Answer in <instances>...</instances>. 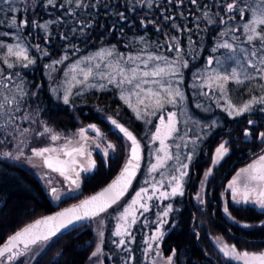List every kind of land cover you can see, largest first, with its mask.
I'll list each match as a JSON object with an SVG mask.
<instances>
[{
    "label": "trees",
    "instance_id": "obj_1",
    "mask_svg": "<svg viewBox=\"0 0 264 264\" xmlns=\"http://www.w3.org/2000/svg\"><path fill=\"white\" fill-rule=\"evenodd\" d=\"M38 3L35 16H28L25 19L27 26L17 31L10 25L13 19L18 27L24 21L18 9L19 0H0V33H8L7 36L0 35V43L11 45L22 34L30 38V43L39 45L38 52L30 50L29 55L35 62L27 67L10 57L8 59L14 66L9 68L4 60L6 49L0 48V78L14 77V83L20 86L23 94L27 92L29 101L37 106L41 119L47 124L69 132L90 123L98 124L110 138L120 143L121 149V137L110 130L102 115L115 116L137 137L143 128L142 122L123 103L116 89L76 94L71 97L69 104L58 102L51 88L67 65L102 47L123 54H171L169 47L177 41L179 48L193 47L196 58L201 50L202 60L220 28L217 20L210 24L208 19L215 13L216 0H81L80 7L76 6V0L71 3L68 0H54L55 6L49 4L48 0H38ZM34 19L36 22L33 24ZM45 24L47 30L36 26ZM61 59L64 61L56 65L57 78L49 81L44 74V67L51 61ZM10 82L7 79L4 87L8 88ZM233 88L234 85L230 89ZM237 89L245 95L244 100L256 97L262 91L258 92L255 86L250 91L246 86ZM229 129L230 132H223L220 136L227 140L228 151L213 167V173L207 180L206 202L203 206H197L192 194L205 170L210 167L213 149L219 144V138H215L205 148L195 163V177L188 194L173 218L176 220L172 230L161 241L162 256H173L175 264H238L221 256L212 237L223 238L238 251H264V211L250 205H234L229 197L224 199L221 194L226 182L242 167L244 161L251 154L264 149V140L258 135L264 132V120L252 118L247 121L245 118L230 123ZM246 129L251 133L248 139L244 135ZM124 156L123 149L119 157L105 163L97 155L98 169L84 179L81 193L62 200L58 206L53 204L40 181L30 171L0 158V247L34 221L76 204L106 186L118 174ZM139 177L140 174L130 192ZM114 207L104 215L112 212ZM225 207L228 213L224 212ZM90 225L89 221L50 240L32 264H89L96 243ZM134 246L140 247L138 243ZM134 252L136 264H145L141 253L137 249ZM16 264L26 263L19 261ZM105 264L111 263L106 261Z\"/></svg>",
    "mask_w": 264,
    "mask_h": 264
},
{
    "label": "rangeland",
    "instance_id": "obj_2",
    "mask_svg": "<svg viewBox=\"0 0 264 264\" xmlns=\"http://www.w3.org/2000/svg\"><path fill=\"white\" fill-rule=\"evenodd\" d=\"M216 1L215 13L210 16L211 21L209 20V23H215L217 20V26L220 27L218 31L219 34L214 39L212 46L203 54L202 60L200 59L201 50L198 58H196L193 55V47H189L188 49L180 48L179 53L174 49L171 50V54L155 52L123 54L116 53L111 48L102 47L69 63L63 70L59 80L54 82L51 88L53 95L56 96V100L60 103H64L66 90L70 91L69 103L71 97L74 95L89 91L116 89L118 96L121 98L120 88L113 84H109L107 81V76L116 72L117 61L120 59L121 55L124 61H127V57L129 56L135 57L137 55L143 60L147 58L148 54L165 56L169 61L179 60L173 67L179 68L180 76L172 77L171 79L173 81L172 86L174 88H179L182 92L183 100L177 97L175 105L166 103L160 110L154 111L152 108H149L148 111L151 112V115H145L144 107L141 105V118L138 119L137 113L133 110V107H129V105L121 99L133 113L135 118L143 124V128L138 135L143 151L141 167L138 173L140 177L132 192H130V189L125 198L114 207L112 212H109L107 215L103 213L90 220V228L96 238L93 253L97 254L95 256L92 254L89 264H105L106 261H109L111 264H136L135 252L133 253L134 249H137L141 253L143 263L145 264H168V257L162 256L160 251L161 241L172 230V226H174L176 219L173 218L181 209L183 199L188 194L190 184L195 177L194 165L201 153L205 148L207 149L211 145V142L215 138L220 139L218 140L219 144L215 145L213 149L210 167L205 170L203 178L196 184L197 188L195 189V193L192 194L193 202L197 206H203L206 202L207 180L212 175L211 171L213 167H215L227 154L226 152L223 155H218L217 149L221 144H224L228 151L227 140L220 136L223 132L228 133L231 131L229 129V124L235 121H241L245 118L247 121L252 118L264 120V105L261 104H253L252 108L243 115H229L231 111L229 104L234 107H240L253 98L244 100L245 95L239 93V89L237 88L246 86L250 91L252 86H255L258 92L262 90L261 94L256 96V98H259L264 96V89H262L264 88L262 87L264 86V79L260 78L261 73L256 72L249 63V61L258 63L261 53L252 57L250 52L248 55L242 52V49L251 50L254 47V45L248 43V33L245 32L243 27L248 16L245 15L244 19H241L238 12L229 13L226 9V4L232 2V0ZM19 2L20 6L18 9L22 12L24 21L28 24L25 19L30 15L35 16V9H37L39 4L38 0H19ZM235 3L238 7H242L245 10L249 8V5L259 7L258 0H235ZM229 17H232V19ZM221 18L224 20L223 23L221 22ZM32 22L34 24L36 19ZM221 33L224 34L221 35ZM28 35L31 36V34ZM17 37H22V39L18 41ZM17 37L11 45L19 42L26 45L29 52L33 49L38 52L36 45L30 43V38L27 35L21 34V36ZM221 42H228L232 45V49H225L223 47L216 49V45ZM109 52L112 53L111 56L108 55ZM98 53H102V55H98ZM229 57H233V59H229ZM88 58L92 59L89 60ZM210 59L213 61L211 65L208 64ZM217 60L221 61V64L218 65L216 63ZM56 61L63 62L64 59ZM56 61H51L44 67V74L49 81H53L57 78L56 73L58 68L56 65L60 63H54ZM185 61L188 64L186 68L182 66ZM136 64L140 65L141 71L144 70L143 63H141L140 60L131 63V66L135 67ZM97 65H99V67H97ZM74 66L75 71L72 70ZM121 66H123V63ZM89 68L92 69L93 75L89 77L87 82H84L81 69L87 71ZM233 69L237 71L239 79L242 80L243 83L237 84L230 80L225 85V92L223 94H221L219 90H211L204 86L207 75H214L217 71L220 72L221 75H224L230 73ZM65 73H68V75L65 76ZM245 74H250L252 78H246ZM102 75L103 78H101ZM10 77L11 76L0 78V105H2V107H0V158L20 165L30 171L40 181L48 197L55 206H58L62 200L76 197L81 193V186L84 179L98 169L97 155L101 156L104 162L107 163L109 159L119 157V154L124 149L125 156L121 165L123 167L129 154L130 144L112 124V120L118 122L115 116L110 114L102 115L110 130L115 131L116 134L121 137L122 149L120 143L110 138L103 127L98 124L90 123L83 125L75 131L70 132L56 129L52 125L47 124L41 119L40 110L37 106L29 101L27 92L23 94L20 90V86L14 83V77ZM73 77H75V79H73ZM7 79H10L11 82L8 88H5L4 86ZM116 79H119V77L117 76ZM220 83H222V81ZM89 84H95L96 87H89ZM101 84L105 85V87L100 88L99 85ZM233 85L234 88L231 90L230 88L233 87ZM149 86L150 85H145L146 88ZM124 94L127 95V92ZM132 103L135 107V97H132ZM169 113H176L177 128V131L172 134V137L165 140V151L171 159H166L164 161V166L158 167L157 170L153 172L151 168L158 163V157L164 156V152L160 151V141L154 139V136L158 127L161 128L163 133L164 128L160 120L163 118L165 122H167ZM25 117H27V119ZM90 126H95V128L99 130L100 135H97V132L93 131V128ZM45 128L51 129V132L46 133L44 131ZM81 130H83L86 139L80 136ZM52 135H57L59 138L53 141L51 139ZM248 138L247 136L246 139ZM69 141H71V143H69ZM109 143L114 147L108 148L107 145ZM65 145H67L66 151H71L73 148L79 147H83L84 149L83 155L74 153V158L76 160V165L74 167L76 171L79 172L78 185L71 182V179L74 178V173H68L70 179H65L64 176H61L58 172L49 170L43 162V157L34 155V149L50 147L56 148L58 151L56 153H46V156H60L71 160L72 157L65 156L63 152L59 151V149L64 148ZM5 153L8 155H5ZM249 154L250 153L247 155L249 156ZM260 156H264V149L259 153L251 154L244 161L242 167L234 173L223 187L221 193L222 198L226 199L229 197L234 205H250L264 211L258 205L251 202L247 204L237 203L233 198L232 190L229 188V184L234 178H238V174H241V170L248 168L249 165L256 162ZM89 160L94 162V167L89 166ZM184 165H187V167H184ZM173 177H176V180H173ZM177 182L181 184V191L183 194L171 195L172 188ZM154 187L156 189L155 193ZM237 187H240V185H237ZM141 189H146L147 196L152 197V199L148 200L147 196H144L142 193L144 199L140 202L147 204L149 208L148 211H144L139 205L133 206L131 204L132 200L136 197V193L140 192ZM51 190L55 191L51 193ZM161 192H168L170 195L164 198L160 196ZM169 206L171 210H169ZM125 208L134 210L136 218L134 224L130 223L132 219L131 216L127 218V223L125 220L120 219L124 214ZM164 212H167L168 215L164 216ZM172 219L173 222L171 225ZM125 228L130 235L125 234L117 236L115 234L117 229L123 232ZM160 233L163 234L160 239H151L153 236H158ZM212 238H214L213 241L218 250L222 243H226L223 238L221 241H218L217 237ZM139 239L140 241L138 242ZM50 240L40 242L25 249L23 252L16 251V255L14 256L15 259L10 260L9 256L11 255L8 253L0 258V264H16L19 261L32 264L49 245ZM121 240L124 241L123 244H120ZM137 243L140 246L139 248L134 246ZM98 247L100 248L99 252H97ZM20 253L23 254L21 255ZM219 253L227 261L243 264V261L224 256L220 250ZM172 264H175L173 256Z\"/></svg>",
    "mask_w": 264,
    "mask_h": 264
},
{
    "label": "snow or ice",
    "instance_id": "obj_3",
    "mask_svg": "<svg viewBox=\"0 0 264 264\" xmlns=\"http://www.w3.org/2000/svg\"><path fill=\"white\" fill-rule=\"evenodd\" d=\"M68 2L71 3L72 0H68ZM193 2H195V0H193ZM48 3L53 4V6H55L54 0H48ZM258 3L259 7H256L255 5H249V8L245 10L242 7H238L235 3V0H232V2L226 4V9L229 13L238 12L241 19H244L245 15L248 16V19L245 21L243 27L245 32L248 33V43L254 45V47L251 50L242 49V52L245 55H248L250 52V55L252 57H255L258 53H261L259 55L258 63H253L251 61H249V63L250 66L253 67L256 72L261 73L260 78L264 79V0H258ZM76 6H81V0H76ZM229 18L232 19V17ZM208 19L211 21L210 17ZM221 22H224L223 18H221ZM10 26L16 28L17 31H20V29L22 27L27 26V24L25 21H22L21 25L18 27L16 25L15 19H13L12 24ZM36 26L47 30V24ZM223 34L224 33H221V35ZM0 35L7 36L8 33H0ZM20 39H22V37H17L18 41ZM173 40L176 41V38L173 37ZM36 47L37 49H39V45H36ZM173 47H175L177 53L180 52L178 41L174 45L169 47V51H171ZM221 47L225 49H232V45L228 42H221L216 45V49ZM0 48L6 49V55L4 57V60L8 64L9 68H12L14 66V63L8 59L10 57H14L15 61L20 62L23 67H27L29 64L35 62L29 55L28 47L19 42L14 45H6L0 43ZM44 54L47 55L46 52H44ZM98 55H102V53H98ZM108 55L111 56L112 53L109 52ZM66 58L67 57H65V59ZM88 59L91 60L92 58ZM229 59H233V57H229ZM137 60H140L141 63H143V71L140 70L139 64H136L135 67L131 66V63H134ZM178 62V59L169 61V59L165 56L154 54H148L147 58L143 60L139 55L135 57L129 56L127 57V61H124L121 55L120 59H118L117 61L116 72L108 75L107 81L109 84H113L116 87L120 88L121 99H123L125 103L129 105V107H133V110L137 113V118L139 119L141 118V105H143L144 107V114L151 115V112L148 111L149 108H152L154 111L160 110L164 107V104L166 103L175 105L177 97L183 100L182 92L179 90V88H174L172 86L173 81L171 79L172 77L180 76L179 68L173 67V65H176ZM54 63H62V61H56ZM122 63L123 66H121ZM212 63L213 61L210 59L208 61V64L211 65ZM216 63L219 65L221 64V61L217 60ZM182 66L186 68L188 66L187 62H183ZM97 67H99V65H97ZM72 70L75 71V66ZM81 72L83 74L84 82H87L89 80V77L93 75L91 68H89L87 71L81 69ZM67 75L68 73H65V76ZM245 75L248 79L252 78L250 74ZM117 76L119 77V79H116ZM101 78H103V75ZM73 79H75V77H73ZM230 80L237 84L243 83V81L239 79L237 71L233 69L230 73H226L224 75H221L218 71L215 72L214 75H207L204 86L210 88L211 90H219L221 94H223L225 92V85ZM221 81L222 83H220ZM145 85L150 86L146 88ZM88 86L96 87L95 84H89ZM99 87L104 88L105 85L101 84L99 85ZM125 92H127V95L124 94ZM69 95L70 91L66 90V93L64 95L65 104L69 103ZM132 97H135V107L132 103ZM253 104L264 105V96H261L259 98L253 97L251 101L243 104L240 107H234L229 104V108L231 109L229 115H243L245 112H248L252 108ZM0 107H2V105H0ZM25 118L27 119V117ZM160 123L163 126L164 131L162 133L161 128L158 127L156 129L154 139H158L160 141V151L164 152V156L158 157V163L156 165H153L151 168V171L153 172H155L158 167H163L164 161L166 159H171V157L165 151V140L171 138L172 134L177 131L176 113H169L167 122H165V120L161 118ZM249 123H251V121H249ZM112 124L117 129H119V131L123 133V135L127 137L128 140L131 141L132 145L130 159L122 172V178L114 182L113 185H111L109 189H106L104 193H101L99 196H94L90 200L84 201L80 206V208L83 209L82 212L76 208L66 210L65 212L59 213L57 216H51L42 220H37L34 224L25 227L20 232L10 237L4 246L0 247V257H3L6 253H11L17 247V244H23L24 248L27 249L31 244H35L40 240L49 239V237L55 235V233L59 231L60 228L67 227L69 224H71L73 216L75 217V220L79 221L84 218H91L99 215V213L106 211V209L110 207L111 204L115 203L116 200H118L120 196L123 195L124 191L130 184L131 178L135 174V168L138 166L137 164H134L133 161L139 160L140 145L136 137L133 136L132 132H130L127 128L123 127L116 120H112ZM90 127L93 128V131L97 132V135H100L99 130L96 129L95 126ZM44 131L46 133L51 132V129L45 128ZM244 135L247 137L250 136L251 133L249 132V130L246 129ZM258 135L262 140H264V132H261ZM80 136L86 139L83 130H81ZM58 138L59 137L57 135L51 136V139L53 141L57 140ZM69 143H71V141H69ZM107 147L113 148L114 146L109 143ZM66 148L67 145H65L64 148L59 149V151L63 152L65 156L72 157L71 160H60L58 156L53 157L50 155H45L46 153H56L58 151L56 148L45 147L42 149H34L33 151L34 155L44 158V164L49 169L58 172L61 176H64L65 179H70L68 173H74V178L71 179V182L73 184L78 185L79 172H77L76 168L74 167L76 165L74 153L78 155H83L84 149L83 147H79L73 148L71 151H66ZM226 152L227 149L225 148L224 144H221L217 149L218 155H223ZM5 155L8 154L5 153ZM89 166L94 167V162L89 160ZM184 167H187V165H184ZM241 174H238V178H234L233 181L229 184V188L232 190L233 198L236 200L237 203L247 204L251 202L255 205H258L262 210H264V156H260L258 160L253 164L249 165L248 168L242 169ZM173 180H176V177H173ZM237 185H240V187H237ZM155 191L156 189L154 187V193ZM107 193L114 194L109 196L108 198H105ZM142 193L144 194V196H147V190L141 189L140 192L136 193V197L132 200L131 204L133 206L139 205V207L143 208L144 211H148L149 208L147 204L140 202L142 199H144ZM182 194L183 193L181 191V184L177 182L172 188L171 195ZM169 195L170 194L168 192L160 193V196L164 198H167ZM147 199L150 200L152 199V197L147 196ZM90 205L92 207H89ZM169 210H171L170 206ZM224 211L225 213H228V208L225 207ZM163 215L167 216L168 213L164 212ZM129 216L132 217L130 223L134 224L136 222L135 212L130 208L124 209V214L120 217V219L125 220L127 223V218ZM41 229H44V231H41ZM115 234L117 236L125 234L130 235V233H127L126 228L123 232L120 229H117ZM162 235L163 234L160 233L158 236H153L151 239L158 240L162 237ZM217 240L221 241L222 238L217 237ZM123 243L124 241L121 240L120 244ZM219 250L224 254V256L243 261V264H264V252H240L237 251L235 246H229L226 243H222ZM99 251L100 248L98 247L97 252ZM20 254L22 255L23 253ZM96 254L97 253H93V256H95ZM174 254L175 253H173V255ZM9 259H15V257L9 256ZM167 261L168 264H172V256H169L167 258Z\"/></svg>",
    "mask_w": 264,
    "mask_h": 264
},
{
    "label": "water",
    "instance_id": "obj_4",
    "mask_svg": "<svg viewBox=\"0 0 264 264\" xmlns=\"http://www.w3.org/2000/svg\"><path fill=\"white\" fill-rule=\"evenodd\" d=\"M119 124H121L123 127L127 128L130 132H132L133 136H135L136 139H137V141L139 142V145H140V148H139V160H138V161H133V163H134V164H137L138 166L135 168V174H134V176L131 178V181H130L129 186H128L127 189L124 191L123 195L120 196V198H119L118 200H116L115 203L111 204V206L108 207V208L106 209V211H108L109 209H111L112 207H114L116 204H118V203H119V202H120V201H121V200H122V199L128 194L129 190L131 189V187L133 186V184H134V182H135L136 177L138 176V173H139V170H140V167H141V162H142V154H143L142 146H141L140 141H139V139L137 138L136 134H135L131 129H129L126 125H124L123 123H119ZM116 129H117V128H116ZM117 131H118V132H119V133H120V134H121V135H122V136H123L128 142H129L130 147H129V154H128V157H127V159H126V161H125L123 167H122L121 170L118 172V174L114 177V179H113L112 181H110L106 186H104L103 188H101L100 190H98L97 192H95V193H93V194H91V195L85 197L84 199L80 200V201L77 202L76 204L70 205V206L65 207V208H63V209H60V210H58V211H56V212H54V213L48 214V215H46V216H44V217H42V218H40V219H38V220H42V219H44V218L51 217V216H57L59 213H62V212H65L66 210H70V209H74V208L79 209V210L82 212L83 209H81L80 206H81V204H82L84 201H86V200H90L92 197H94V196H99L101 193H104L105 190H106V189H109L110 186L113 185L114 182H116L118 179L122 178V172H123L124 168L126 167L127 162H128L129 159H130V155H131V147H132V145H131V141L128 140L127 137H125V136L123 135V133H121V132L119 131V129H117ZM53 157H56V156H53ZM58 157H59L60 160H69V159H65V158L60 157V156H58ZM43 162H44V158H43ZM45 166H46V165H45ZM46 167H47V166H46ZM47 168H48V167H47ZM48 169H49V168H48ZM49 170H51V169H49ZM50 192L52 193L53 190H51ZM113 194H114V193H107L106 196H105V198H108L109 196H111V195H113ZM89 207H92V206L90 205ZM106 211H103V212L99 213V215L105 213ZM99 215H97V216H99ZM97 216H95V217H97ZM95 217L84 218V219H82V220L77 221V220H75V217L73 216V217H72V223L69 224L67 227H62V228H60L59 231H57V232L55 233V235L50 236L49 239H47V240H40V241L36 242L35 244H31L28 248H30V247H32V246L38 244L39 242L48 241V240H50V239L56 238V237L62 235L63 233H66V232L70 231V230L73 229V228H76V227H78V226H80V225H82V224H84V223H87L88 221L92 220V219L95 218ZM36 221H37V220H36ZM36 221H34L33 223H31V224H29V225L34 224ZM29 225H28V226H29ZM28 226H26V227H28ZM24 228H25V227H24ZM24 228H23V229H24ZM21 230H22V229H21ZM21 230H20V231H21ZM20 231H18V232H20ZM41 231H44V229H41ZM18 232H17V233H18ZM14 235H15V234H14ZM14 235H13V236H14ZM5 244H6V243H5ZM5 244H4V245H5ZM4 245H3V246H4ZM24 250H25V248H24L23 244H17V247H16V248L10 253V255H11V256H15V255H16V251H21V252H22V251H24ZM6 254H8V253H6ZM6 254H5V255H6ZM5 255H4V256H5ZM0 258H1V257H0Z\"/></svg>",
    "mask_w": 264,
    "mask_h": 264
},
{
    "label": "flooded vegetation",
    "instance_id": "obj_5",
    "mask_svg": "<svg viewBox=\"0 0 264 264\" xmlns=\"http://www.w3.org/2000/svg\"><path fill=\"white\" fill-rule=\"evenodd\" d=\"M213 173V169H212V171H211V174ZM172 225V224H171Z\"/></svg>",
    "mask_w": 264,
    "mask_h": 264
}]
</instances>
